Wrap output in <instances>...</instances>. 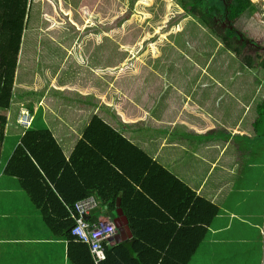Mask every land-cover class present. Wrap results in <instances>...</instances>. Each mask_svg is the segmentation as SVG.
<instances>
[{"label":"crops","instance_id":"0c3cea01","mask_svg":"<svg viewBox=\"0 0 264 264\" xmlns=\"http://www.w3.org/2000/svg\"><path fill=\"white\" fill-rule=\"evenodd\" d=\"M196 1L180 0L175 11L170 4L173 12L156 10L147 29L132 37L127 48L124 39L125 44H111L104 54H97L94 76L69 78L59 91L63 99L52 102L55 131L62 145H77L92 118L98 117L141 150L132 154L137 161L131 170L141 174L131 180L135 187L155 183L153 190L163 200L169 193L164 190V180L161 174L152 178L161 163L198 196L218 206L220 211L206 227L204 242L190 264H264V139L256 131L257 107L264 92L244 72L252 74L259 63L255 55L243 59L247 40L239 30L230 27L218 32L214 28L218 15L224 16L223 5L230 8L233 4L216 0L209 28L194 9L199 6ZM153 4L148 1L144 9L155 8ZM248 42L257 47L253 40ZM129 63L133 69L124 76ZM107 73L132 82L139 94L126 99L116 87L103 85L98 77L106 78ZM107 88L119 95L116 109L124 120L117 124L102 105L92 107L87 101L88 95H103L102 102L107 104L108 93L103 90ZM39 110H43L46 129L45 108L41 106L34 114L30 111L35 117ZM5 159L3 156L2 167L10 157ZM129 160H124L125 166ZM108 170L117 179L130 180L116 163ZM183 192L178 186L170 194L168 209L159 203L156 207L132 205L133 220L121 200L116 210L100 208L94 222L112 218L120 229L110 245L114 251L107 264H163L172 256L177 238L176 254L187 255L185 244L200 235L203 226L198 223L201 208L192 219L186 209L187 196H180ZM91 197L101 207L100 199ZM69 245L68 238L58 237L48 228L19 181L3 175L0 264H72Z\"/></svg>","mask_w":264,"mask_h":264},{"label":"trees","instance_id":"16d2710c","mask_svg":"<svg viewBox=\"0 0 264 264\" xmlns=\"http://www.w3.org/2000/svg\"><path fill=\"white\" fill-rule=\"evenodd\" d=\"M148 1L155 3L152 6H157V0H0V168L3 170L2 154L5 148L17 141L2 174L19 181L33 205L42 212L46 225L54 235L68 238L72 264H95L90 248L73 235L77 225L74 215L76 204L91 196L95 195L102 202L99 209L107 206L116 210L121 200L125 213L133 220L136 218L132 205L156 207L159 203L161 208L168 209L170 194L178 186L183 188L180 196H187L188 215L194 219L201 208L198 223L203 228L200 235L191 238L190 244H185L187 255L182 257L176 254L180 246V238H177L171 247L174 251L172 256L163 260V264H190L204 242L206 227L220 211L218 206L198 196L178 176L170 174L161 163L157 164L152 178L161 174L164 190L169 192L163 200L153 190L155 183L149 185L142 182L141 188L131 184L135 183L131 180L141 175H134L131 170L137 161L132 154L141 150L98 117L92 118L77 145H62L55 131L52 102L63 99L59 95L61 87L68 84L69 78L75 80L82 76H94L97 54L103 53L111 44L123 45L128 42L125 44L127 48L132 37L144 32L150 19H153L152 14L156 12V7L144 9ZM196 2L199 6L194 8L195 11L200 12L204 24L211 28L209 21L213 17V5L218 3L216 0ZM223 9L221 14L232 22L250 12L253 15L257 12L264 14V10L253 0H235L230 8L223 5ZM124 39L127 40L125 43ZM224 42L232 46L228 41ZM129 49L133 47L130 45ZM236 52L241 55V51ZM257 59L259 69L254 70L264 73V55H259ZM250 60L253 67L254 59ZM127 69L124 76L133 69L131 63ZM244 72L254 78L253 74ZM98 78L103 85L116 87L123 98L139 94V89L132 82L118 75L111 78V74L107 73L106 78ZM103 90L108 93L107 104L102 102L103 95H88L87 101L91 102L92 107L102 105L104 111H109L114 124L122 122L123 116L116 109L119 95L109 88L108 91ZM41 106L46 111L47 128L36 130L35 122L30 130L22 128L18 123L22 108L27 107L34 114ZM257 108L259 119L256 131L264 139V100ZM126 158L130 160L125 166ZM114 163L130 180L117 179L115 173L109 172ZM104 167L106 171L102 169ZM95 216L88 221L95 223ZM110 245H106V264L114 251Z\"/></svg>","mask_w":264,"mask_h":264},{"label":"built area","instance_id":"2783aa9c","mask_svg":"<svg viewBox=\"0 0 264 264\" xmlns=\"http://www.w3.org/2000/svg\"><path fill=\"white\" fill-rule=\"evenodd\" d=\"M35 122V117L29 109L23 107L19 116V125L30 130ZM1 166V158H0ZM0 168V181H1ZM100 204L94 197H89L76 204L75 217L77 225L73 229V235L78 238L79 242L87 245L96 264H104L108 260L106 245L114 242L119 237L120 229L115 220L112 218L100 220L96 223L89 222L87 216L95 209H99ZM73 215V216H74Z\"/></svg>","mask_w":264,"mask_h":264},{"label":"rangeland","instance_id":"374dc122","mask_svg":"<svg viewBox=\"0 0 264 264\" xmlns=\"http://www.w3.org/2000/svg\"><path fill=\"white\" fill-rule=\"evenodd\" d=\"M178 1L180 0H160V1L157 0L156 10L158 11L160 10L159 12L161 13L163 10L173 12V8L170 7V4L171 6L174 7V11H175L177 5L179 4ZM234 1L235 0H228L229 5L231 6ZM253 1L256 5H258L260 9L264 10V0H253ZM176 16H178V13H176ZM218 16H219V20H218L219 22L214 25L216 31L224 32L226 28H230V27L239 30L244 35L243 38H246L247 40L246 41L247 48L245 50L243 49V51H245V53L243 52L244 53L243 59L245 60L249 58L251 55H255L256 61L257 63H259L257 56L259 54H261L262 56L264 55V15L261 12H257L256 15H253L252 12H250L242 20H239L234 23L226 19L224 16H220V15ZM148 30H150V28H148ZM248 40L251 41L253 40L257 45V47L254 46L252 43H249ZM252 74L254 76V80H255V84L257 85V88H259L261 91L264 92V73L262 71L257 70L252 72ZM35 119H36V128L37 129L42 128V130L45 129L46 125L44 121L43 110H39L35 114ZM16 143L17 141H13L11 145L5 148L3 156L6 157V159L13 155L14 146L16 145ZM5 160H3L4 163ZM6 165L7 164L3 165L2 167L3 170Z\"/></svg>","mask_w":264,"mask_h":264},{"label":"water","instance_id":"95a60500","mask_svg":"<svg viewBox=\"0 0 264 264\" xmlns=\"http://www.w3.org/2000/svg\"><path fill=\"white\" fill-rule=\"evenodd\" d=\"M99 212V209H95L93 212H92V215H94L95 213H98ZM91 216H87V219H90Z\"/></svg>","mask_w":264,"mask_h":264},{"label":"clouds","instance_id":"9594fccd","mask_svg":"<svg viewBox=\"0 0 264 264\" xmlns=\"http://www.w3.org/2000/svg\"><path fill=\"white\" fill-rule=\"evenodd\" d=\"M27 108V107H26ZM21 114V113H20ZM89 220V219H88Z\"/></svg>","mask_w":264,"mask_h":264}]
</instances>
